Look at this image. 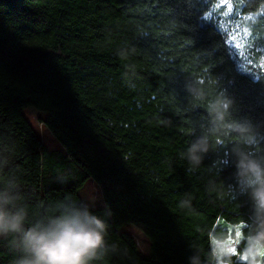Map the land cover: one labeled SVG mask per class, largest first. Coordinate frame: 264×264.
I'll use <instances>...</instances> for the list:
<instances>
[{
	"label": "trees",
	"instance_id": "1",
	"mask_svg": "<svg viewBox=\"0 0 264 264\" xmlns=\"http://www.w3.org/2000/svg\"><path fill=\"white\" fill-rule=\"evenodd\" d=\"M220 3L0 0V184L17 183L31 221L66 198L80 202L93 180L104 206L92 211L116 246L94 264H188L194 252L208 264L210 238L229 239L231 226L243 253L251 202L234 191V164L215 166L236 139L214 141L191 171L181 155L209 117L186 80L203 81L208 100L226 90L234 118L264 126L262 55L237 59L218 24ZM233 5L253 47L264 49V0ZM27 107L45 114L60 149L47 148ZM128 224L144 228L147 255L122 231ZM18 258L12 238L0 239V264Z\"/></svg>",
	"mask_w": 264,
	"mask_h": 264
},
{
	"label": "clouds",
	"instance_id": "2",
	"mask_svg": "<svg viewBox=\"0 0 264 264\" xmlns=\"http://www.w3.org/2000/svg\"><path fill=\"white\" fill-rule=\"evenodd\" d=\"M129 50L121 49L118 55L126 57ZM203 81L186 80L185 89L193 101H208L209 117L201 125L200 133L191 141L182 158L187 159L190 171L203 164L213 149L214 141L235 138L226 159L218 165L235 166L234 191L246 195L251 202V214L245 223L247 229L243 255L246 264H259L257 257L264 252V126L251 120L233 116L235 100L226 90L208 100ZM94 197L74 202L65 199L44 209L33 220L21 203L17 183L9 179L0 184V239L12 238L19 253L16 264H94L115 245L106 241L107 223L92 211ZM182 202L181 206L187 204ZM230 247L224 236L210 238L208 264H232ZM188 264H204L198 252L188 258Z\"/></svg>",
	"mask_w": 264,
	"mask_h": 264
},
{
	"label": "rangeland",
	"instance_id": "3",
	"mask_svg": "<svg viewBox=\"0 0 264 264\" xmlns=\"http://www.w3.org/2000/svg\"><path fill=\"white\" fill-rule=\"evenodd\" d=\"M222 7L224 8V10L220 15L218 24L223 30L229 31L231 33V37L229 41L231 47L236 51V53H239V55H241L244 58H249L251 57V55L253 57L255 53H261L262 60L260 66L264 69V49H255L251 43L250 33L248 29L242 26L240 21H233L231 19V17L234 15L233 10L235 8L233 5V0H221V3L217 6V9H220ZM23 113L31 122V124L35 127V129H37L48 149L50 150L60 149L61 146L59 142L52 136L50 131L40 121V118H45L44 113L38 111L33 107L25 108ZM79 194L82 197V199L87 197L95 198L93 209L101 208L104 206L103 197L100 192V189L93 180H88L87 182H85L82 185V187H80ZM230 229L232 232V236L229 239H227V242H229V240L231 239L232 241L231 246L235 247L236 245L235 243L238 242L237 230L239 229V227L231 226ZM122 231L130 234L135 239L138 249L142 254L147 255L149 253L150 242L142 226L140 225L135 226L128 224L122 228ZM235 249H236V254H230V255H237L238 259L244 260L242 258L244 257L243 253H240L236 247ZM258 258H259L258 259L259 264H264V256H259Z\"/></svg>",
	"mask_w": 264,
	"mask_h": 264
},
{
	"label": "snow or ice",
	"instance_id": "4",
	"mask_svg": "<svg viewBox=\"0 0 264 264\" xmlns=\"http://www.w3.org/2000/svg\"><path fill=\"white\" fill-rule=\"evenodd\" d=\"M240 2H247V0H237V3H240ZM231 10V9H230ZM257 15H264V8H262L261 9V11L259 12V13H257ZM247 19H249V20H251V19H254V17L253 16H248V17H246ZM231 19L233 20V21H235L236 19H238V17L237 16H235V15H233L232 17H231ZM236 54V57H237V59H240V55H239V53H235ZM240 236H241V233H240V231H239V229L237 230V240H239V238H240ZM229 245H230V247L228 248V252L230 253V254H236V249H235V247H232L231 246V244H232V241H231V239L229 240ZM261 256H264V252H262L261 253ZM244 260H247L248 259V257L245 255L244 257H242Z\"/></svg>",
	"mask_w": 264,
	"mask_h": 264
}]
</instances>
